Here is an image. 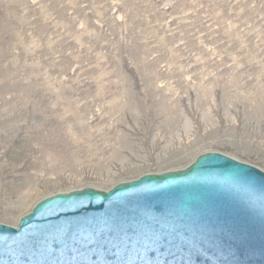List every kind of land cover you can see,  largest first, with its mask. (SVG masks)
Wrapping results in <instances>:
<instances>
[{"label":"rangeland","instance_id":"rangeland-1","mask_svg":"<svg viewBox=\"0 0 264 264\" xmlns=\"http://www.w3.org/2000/svg\"><path fill=\"white\" fill-rule=\"evenodd\" d=\"M209 151L264 170V0H0V223Z\"/></svg>","mask_w":264,"mask_h":264},{"label":"water","instance_id":"water-1","mask_svg":"<svg viewBox=\"0 0 264 264\" xmlns=\"http://www.w3.org/2000/svg\"><path fill=\"white\" fill-rule=\"evenodd\" d=\"M0 264H264V170L219 151L0 223Z\"/></svg>","mask_w":264,"mask_h":264}]
</instances>
